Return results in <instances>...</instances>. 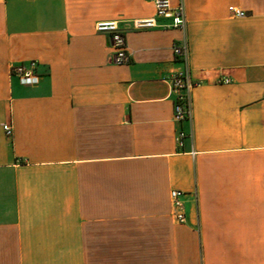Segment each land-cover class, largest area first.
I'll return each instance as SVG.
<instances>
[{
  "label": "crops",
  "instance_id": "obj_1",
  "mask_svg": "<svg viewBox=\"0 0 264 264\" xmlns=\"http://www.w3.org/2000/svg\"><path fill=\"white\" fill-rule=\"evenodd\" d=\"M182 1L184 30L132 31L152 1L0 0V264H264V0ZM31 62L23 86L11 69ZM186 67L200 85L178 122Z\"/></svg>",
  "mask_w": 264,
  "mask_h": 264
},
{
  "label": "built area",
  "instance_id": "obj_2",
  "mask_svg": "<svg viewBox=\"0 0 264 264\" xmlns=\"http://www.w3.org/2000/svg\"><path fill=\"white\" fill-rule=\"evenodd\" d=\"M155 4L156 13L151 18L135 19L130 22L132 31H148L162 26L159 20L168 19L171 21L167 28L184 30L186 27L185 6L181 0L177 7H173L171 0H150ZM230 11L237 18L245 16V13L235 8H230ZM96 30L99 33L107 35L109 46L113 49L112 62L116 65H126L130 62V53L127 45V35L120 29L119 22L109 21L100 22L96 25ZM173 53L176 58L181 59L187 64L188 49L183 43H176L173 47ZM36 63L20 64L12 67L11 75L17 77L20 84L23 86H36L40 83V77L36 73ZM221 83L228 84V79H221ZM171 91L176 94L174 117L178 122L191 120L192 118V90L199 83L192 80L190 70L186 67L185 70L176 72L170 79ZM3 129L8 137H12L14 130L11 124H5ZM186 138L184 133L178 137L179 144L183 146V141ZM186 193L181 190H172L170 197L172 200L174 215L179 225L186 223V206L184 198Z\"/></svg>",
  "mask_w": 264,
  "mask_h": 264
}]
</instances>
